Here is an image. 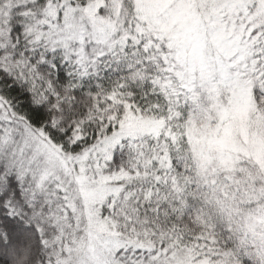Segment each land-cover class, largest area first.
Segmentation results:
<instances>
[{"label":"snow or ice","instance_id":"6c2138e0","mask_svg":"<svg viewBox=\"0 0 264 264\" xmlns=\"http://www.w3.org/2000/svg\"><path fill=\"white\" fill-rule=\"evenodd\" d=\"M0 264H264V0H0Z\"/></svg>","mask_w":264,"mask_h":264}]
</instances>
